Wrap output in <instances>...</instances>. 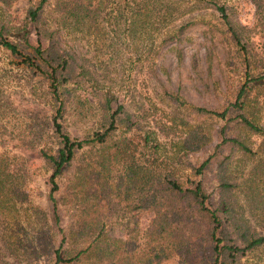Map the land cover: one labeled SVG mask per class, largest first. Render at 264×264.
<instances>
[{"label":"rangeland","instance_id":"1","mask_svg":"<svg viewBox=\"0 0 264 264\" xmlns=\"http://www.w3.org/2000/svg\"><path fill=\"white\" fill-rule=\"evenodd\" d=\"M37 2L0 0V24L10 30L9 40H16L15 27L29 21L28 10ZM215 5L225 6L239 43ZM42 18L97 80L71 84L61 119L70 135L82 138L98 129L107 90L151 141L133 152L119 149L116 139L125 135L119 131L104 143L77 150L57 179L56 222L47 200L51 167L40 151H55L47 83L0 45V264H57L60 244L79 248L98 232L115 252L102 261L91 256L75 264H197L186 254L183 261L162 253L156 257L154 211L137 207L138 200L153 199L152 189L138 192L131 178L136 164L146 162L157 180L156 200H179L168 195L167 179L174 178L201 182L217 202L216 164L200 175L194 167L231 137L250 151L228 142L220 146L219 156H230L227 196L238 217L264 236V134L236 119L200 115L187 107L223 110L246 85L243 112L264 127V0H48ZM30 31L36 43L37 27L31 25ZM195 125L202 126L208 143L184 152L181 141ZM240 264H264V243L246 250Z\"/></svg>","mask_w":264,"mask_h":264},{"label":"trees","instance_id":"2","mask_svg":"<svg viewBox=\"0 0 264 264\" xmlns=\"http://www.w3.org/2000/svg\"><path fill=\"white\" fill-rule=\"evenodd\" d=\"M47 2L48 0H38L36 6L28 10L29 21L15 27L16 40H9L5 34L10 30L0 24V45L9 50L11 54L21 57L22 63L33 74L44 78L47 83L51 106L49 137L55 151L49 152L44 148L40 151L41 157L51 167L49 176L51 187L47 200H50L52 204L54 220L57 222L59 217L53 193L58 189L57 179L70 164L77 150L104 143L121 131L125 135L116 139L117 147L133 152L140 146H142L140 148L148 147L151 137L147 132L144 134L140 132L133 114L125 108L124 103L114 92L107 90L102 94L97 130L82 138H75L64 128L61 119L67 111L71 84L79 85L97 80L87 65L80 63L75 55L61 46L59 39L55 36V30L51 29L46 20L42 18ZM215 7L220 12L227 30L239 43L238 29L227 14L225 6L215 5ZM31 25L37 27L38 40L36 43H33L30 37ZM247 93L248 87L242 86L235 101L223 110L208 109L192 104H188L187 107L200 115H213L226 120L236 119L250 131L264 134V127L255 124L243 112ZM232 111L237 112L234 119L230 116ZM225 142L244 152L250 151L246 143L239 138H223L216 150L194 167V173L200 175L216 164L215 177L220 187V199L217 202H214L211 194L206 192L201 182L182 183L174 178L167 179L168 195L179 200H156L157 192L154 188H157V180L155 176H152L153 171L150 173L146 170L148 167L146 162L144 165L140 164V167L136 164L131 182L140 193L147 188L152 189L153 199L138 200L137 207H148L154 211L151 234L156 236L154 238L156 247H160L156 253L157 258L162 253L165 258L179 256L183 261V254H186L187 260L191 257L196 259L197 264H240V257L246 250L264 243V236L257 235L238 217L236 204L227 196V191L232 187L228 166L230 156H219V148ZM207 143L208 136L202 126L195 125L186 131L180 149L184 152H196L204 148ZM153 147L156 148V144ZM101 235L98 232L92 240L79 248L67 249L60 244L55 250V263L75 264L91 256L102 261L106 254H113L115 251L110 248L109 243L101 240Z\"/></svg>","mask_w":264,"mask_h":264}]
</instances>
